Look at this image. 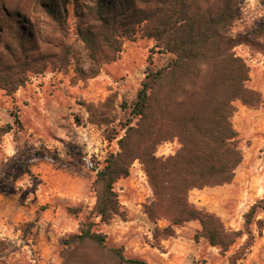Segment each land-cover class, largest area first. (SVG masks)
Wrapping results in <instances>:
<instances>
[{"label":"trees","instance_id":"16d2710c","mask_svg":"<svg viewBox=\"0 0 264 264\" xmlns=\"http://www.w3.org/2000/svg\"><path fill=\"white\" fill-rule=\"evenodd\" d=\"M243 1L35 0L30 6L25 0H0V89L9 96L25 86L30 73H44L48 67L63 71L74 65L77 79L95 77L103 65L120 57L125 40L138 35L153 40L151 52L173 55L158 68L149 57L145 79L129 106L131 117L122 125L118 151L109 153L97 170L93 213L100 222L125 215L115 183L138 160L152 190L143 210L153 222H168L162 230L166 235L173 234L174 226L198 221L195 238H205L224 254L243 236L189 199L193 189L231 183L243 160L232 123L236 103L255 109L264 103L262 93L248 86L250 68L235 51L245 43L264 52V22L254 40L231 33ZM70 2L86 62L69 43ZM84 106L89 121L99 124L104 116H99L98 106ZM15 123L21 126L16 115ZM12 128L0 126V142ZM173 140L179 143L173 154L156 155L159 145ZM251 246L248 235L228 264L244 259ZM7 250L0 238V254ZM60 255L62 264H147L127 256L122 246L108 244L90 218L64 238Z\"/></svg>","mask_w":264,"mask_h":264},{"label":"rangeland","instance_id":"374dc122","mask_svg":"<svg viewBox=\"0 0 264 264\" xmlns=\"http://www.w3.org/2000/svg\"><path fill=\"white\" fill-rule=\"evenodd\" d=\"M25 1L30 6L35 2ZM68 9L69 43L86 62L73 28L72 2ZM262 22L264 3L244 0L231 33L254 40ZM153 45V40L141 35L125 40L120 57L86 80L77 79L74 65L63 71L48 67L44 73H30L13 96L0 89V126L13 127L0 142V238L8 246L0 254V264H62L64 238L76 233L79 222L87 218L97 222L108 244L122 246L127 256L147 264H228L248 235L250 252L237 264H264V103L256 109L236 103L232 123L239 133L243 160L231 183L189 193L191 202L243 232L227 253L203 237L195 238L198 221L174 226L169 236L162 231L168 226L166 220L153 222L147 217L143 205L152 190L138 160L129 175L115 183L125 215L108 222L95 217L93 181L108 154L118 151L125 131L122 125L131 117L129 106L145 79L148 59L151 56L158 68L173 57L151 52ZM235 51L250 68L248 86L264 98V52L245 43ZM84 103L98 106L99 116H104L99 124L89 121ZM15 115L21 126L15 123ZM178 148L177 140L164 142L156 155L168 156Z\"/></svg>","mask_w":264,"mask_h":264},{"label":"built area","instance_id":"2783aa9c","mask_svg":"<svg viewBox=\"0 0 264 264\" xmlns=\"http://www.w3.org/2000/svg\"><path fill=\"white\" fill-rule=\"evenodd\" d=\"M142 174L144 175V173L142 172ZM144 177H145V175H144Z\"/></svg>","mask_w":264,"mask_h":264}]
</instances>
